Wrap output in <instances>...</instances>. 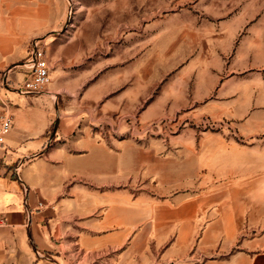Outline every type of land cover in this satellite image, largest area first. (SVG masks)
Segmentation results:
<instances>
[{"label":"rangeland","instance_id":"1","mask_svg":"<svg viewBox=\"0 0 264 264\" xmlns=\"http://www.w3.org/2000/svg\"><path fill=\"white\" fill-rule=\"evenodd\" d=\"M64 1L58 36L37 42L50 83L25 98L48 125L47 151L77 155L83 139L132 151L121 179L91 172L61 181L58 260L226 264L258 250L264 243V0ZM204 57L217 68L218 84L193 103ZM24 59L0 71L13 120L23 106L16 88ZM168 88L176 97L163 100ZM159 101L164 107L145 120ZM208 104L217 116L203 111ZM38 161L10 154L3 166L21 178Z\"/></svg>","mask_w":264,"mask_h":264},{"label":"crops","instance_id":"2","mask_svg":"<svg viewBox=\"0 0 264 264\" xmlns=\"http://www.w3.org/2000/svg\"><path fill=\"white\" fill-rule=\"evenodd\" d=\"M66 11L64 0H0V71L26 58L29 45L47 35L58 36ZM200 62L202 86L199 94L192 93L193 103L196 99L209 98L218 84L217 68L205 57ZM176 77L181 79L180 74ZM173 90L176 89H165L163 100L176 97ZM18 96L24 97L23 106L15 109L11 132L0 148L3 163L0 166V264H62L57 257L63 218L57 207L62 206L55 205L59 202L61 181L67 175L87 178L91 172L98 176L113 174L121 179L123 170L127 171L132 146L123 145L113 152L107 146L83 139L78 144L77 155L65 148L49 152L45 138L48 125L43 122L42 111L32 109L25 99L31 96ZM161 103L149 106L145 120H152L160 112L164 107ZM213 107L216 108L208 104L203 111L217 116ZM10 154L22 160L36 157L39 161L17 178L6 173L8 169L3 166ZM39 203L45 205L39 208ZM226 264H264V243L249 255L231 258Z\"/></svg>","mask_w":264,"mask_h":264},{"label":"built area","instance_id":"3","mask_svg":"<svg viewBox=\"0 0 264 264\" xmlns=\"http://www.w3.org/2000/svg\"><path fill=\"white\" fill-rule=\"evenodd\" d=\"M23 71V80L18 84L16 92L23 96L41 94L50 83L49 66L45 57L37 47V43L30 46L27 57L19 64ZM13 113L7 101L0 100V148L5 144L11 132ZM38 207H42L39 204Z\"/></svg>","mask_w":264,"mask_h":264}]
</instances>
